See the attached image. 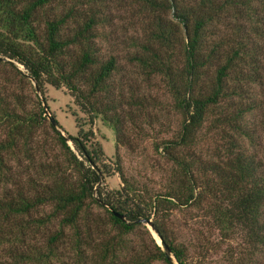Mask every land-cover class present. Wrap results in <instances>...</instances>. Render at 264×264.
<instances>
[{"label": "trees", "instance_id": "trees-1", "mask_svg": "<svg viewBox=\"0 0 264 264\" xmlns=\"http://www.w3.org/2000/svg\"><path fill=\"white\" fill-rule=\"evenodd\" d=\"M117 1L0 0V182L14 184L0 195V264H51L66 238L92 241L99 264H264V0H123L128 33ZM46 83L113 128L118 188L100 186L111 170L92 128L73 113L68 135L47 117Z\"/></svg>", "mask_w": 264, "mask_h": 264}, {"label": "rangeland", "instance_id": "rangeland-1", "mask_svg": "<svg viewBox=\"0 0 264 264\" xmlns=\"http://www.w3.org/2000/svg\"><path fill=\"white\" fill-rule=\"evenodd\" d=\"M112 10H113V15L112 18L115 21V24L121 28V26H124V32L128 33L125 31L126 29L128 31H132V22L136 20L134 16H131L130 12L127 9V2L123 0H118L117 2H114L112 5ZM5 69L0 63V75L4 74ZM33 82V81H32ZM44 90H45V103L48 105V108L50 112L55 116L56 120L59 123V126L62 128L63 133H66L68 135H75L78 131V128L75 123V118L74 114L81 119V125L83 128H89L91 127L93 130V137L92 140L93 142L100 143L102 146L103 154L105 157L106 162H109L110 158H113V154L115 151V138H114V130L113 128L103 122L100 118V116L94 117L93 122L89 124L87 122V115H85L79 108L74 104L72 96L69 94L68 90L66 87L61 86V87H54L53 85L46 83L44 85ZM24 92L27 94H32V91L30 89L25 88ZM37 94L41 93L36 91ZM48 117V116H47ZM157 135H162L159 131L157 130ZM3 136V132L0 129V138ZM68 143L73 147V143L71 139H68ZM140 145L143 147L148 154V156L152 160H156L157 162L160 163H166L164 158L158 153V151L155 150L153 146L152 139L150 137H144L140 140ZM211 146V144H210ZM208 145L207 141H202L200 145L198 146V149L200 150H205V148H209L208 153H212V149ZM140 147V148H141ZM122 150V148H121ZM126 161L128 164H131L133 167L137 166L138 164L136 163V159L128 158L127 155L124 153ZM11 166L10 171L14 174L21 175V180L24 179V177L27 175H24L25 172H23L25 169L24 167L26 166L24 162L19 161L16 157H13L10 159L8 162ZM110 165V173L108 176L105 177V179L101 182L100 186L102 187L103 191H108L110 189L118 188L120 179L118 176V173L112 169L114 167L111 162H109ZM3 169V167H2ZM5 169V170H4ZM3 170L7 172L6 168ZM5 180V177H3ZM19 182V186L21 185L22 182ZM5 184V185H4ZM3 186H6L7 190H11L14 188V184L10 182V180L6 181H1L0 182V195L2 194L3 191ZM94 211H99L102 213V208L99 206H95L93 208ZM175 217L177 218L175 220L176 226H179L183 231H186L187 229H190V221L188 218V215L185 213L181 212L180 210H176L174 212ZM147 227L150 229L149 224L145 223ZM151 230V229H150ZM67 232V235H70V232L72 233V229L70 228L69 230H65ZM153 235L155 236V233L153 230H151ZM31 239L33 241H36L39 245L42 246V248L46 247V242L44 239V235L42 232H30ZM72 236V235H71ZM100 237L96 236V232H94L93 239L97 241ZM157 240H159L158 236H156ZM67 241L59 246V254L58 258H53L51 261V264H99V261L93 258L95 252H96V247H94V244L88 243L89 239H87V242L83 239V242L81 241L80 248L81 251H78V249L74 246L72 239L69 240L66 238ZM69 240V241H68ZM240 243L241 247L244 249V240L241 238V236L236 237L233 241L232 244L235 245L236 243ZM98 244V241H97ZM221 250L219 251V253ZM246 262V261H245ZM42 264V263H41ZM177 264V263H175Z\"/></svg>", "mask_w": 264, "mask_h": 264}, {"label": "water", "instance_id": "water-1", "mask_svg": "<svg viewBox=\"0 0 264 264\" xmlns=\"http://www.w3.org/2000/svg\"><path fill=\"white\" fill-rule=\"evenodd\" d=\"M32 81H33V83H34V85H35V87H36V90L39 92V88H38V86L36 85L35 80L32 79ZM41 98H42V97H41ZM42 100H43V98H42ZM43 105H44V107H45V110H46V113H47L48 118H49V119H50V120L56 125V127L61 131V133H63V130H62V128L59 126L58 121L56 120L55 116L50 112V110H49L47 104H46L44 101H43ZM92 167L97 168V165H96L95 163H92ZM142 220H143L145 223L149 224L150 229L153 230V232L155 233V238H156V236H158V238H159V240H157V238H156V241H157L161 246H163V247L166 249V251L168 252V248H167V246L165 245V243H164L163 239L161 238V236L158 234V232H157L155 226L153 225L152 220H151V219H146V218H145V219H142ZM169 256H171V255H169ZM175 263H177V262H175ZM177 264H178V263H177Z\"/></svg>", "mask_w": 264, "mask_h": 264}]
</instances>
